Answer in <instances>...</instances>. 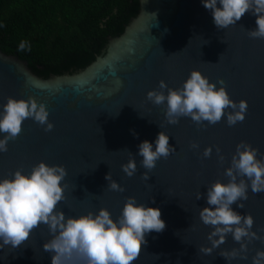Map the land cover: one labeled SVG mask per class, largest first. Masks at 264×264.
I'll return each mask as SVG.
<instances>
[{"label": "water", "instance_id": "water-1", "mask_svg": "<svg viewBox=\"0 0 264 264\" xmlns=\"http://www.w3.org/2000/svg\"><path fill=\"white\" fill-rule=\"evenodd\" d=\"M255 20L246 10L236 25L218 29L201 0H140L138 15L121 35L109 39L95 61L76 73L49 78L0 49V106L10 95L34 96L46 103L54 122L48 132L32 118L22 122L21 132L0 153V178L18 167L30 171L44 160L67 169L62 181L65 199L57 205L66 215L104 206L117 217L128 196L160 207L164 229L146 234L131 264H251L256 250L264 248L258 239L248 243L246 258L228 261L220 254L239 247L231 234L211 254L199 252L210 243L211 226L204 225L198 213L206 204V186L227 180L223 171L239 141L250 142L258 156H264V39L247 35L256 27ZM193 68L212 80L222 77L231 98L247 100L243 121L232 126L223 119L212 125L205 122L206 126L188 117L176 124L166 122L165 105L152 104L146 93L161 79L179 87ZM159 125L169 133L175 151L160 158L145 179L147 170L139 163L137 146L144 139L153 141L162 130ZM191 142L198 147H190ZM208 146L212 153L204 157ZM217 146L225 156L223 164L217 159ZM129 151L137 160L131 177L121 168L132 155ZM108 172L124 186L123 192L107 188ZM236 210L251 213L253 230L264 234V192L249 190L245 207ZM49 238L47 226L39 224L18 247L0 248V264H51V253L43 249Z\"/></svg>", "mask_w": 264, "mask_h": 264}, {"label": "clouds", "instance_id": "clouds-1", "mask_svg": "<svg viewBox=\"0 0 264 264\" xmlns=\"http://www.w3.org/2000/svg\"><path fill=\"white\" fill-rule=\"evenodd\" d=\"M201 4L210 11L218 29L236 25L249 10L256 17V27L247 30L248 37L264 39V0H201ZM28 49L30 45L21 40L17 50ZM116 83L120 86L122 81L117 79ZM146 97L154 105H165L164 116L168 124H176L181 117H188L198 126H206L205 122L216 124L221 119L232 126L244 120L248 109L246 99L236 101L231 98L222 77L212 80L197 68L189 72L179 87H171L165 80H159L158 86L148 90ZM26 118H32L45 132L54 127L45 102L34 96L10 95L0 106V153L8 150L9 140H14L21 132ZM160 128L162 130L153 141L144 139L137 146L136 155L141 157L139 163L147 170L142 174L145 179L160 158L175 151L168 142L169 133ZM190 147L197 148L198 144L191 142ZM216 152L218 161L223 164L225 156L219 146ZM211 153L212 146H208L202 154L209 157ZM257 153L258 149L250 142L239 141L223 171L227 180L217 179L206 186L203 194L206 204L199 208L198 215L204 225L211 226L207 234L210 243L200 246L199 252L211 254L231 234L239 247L220 251L229 261L237 256L246 258L250 241L264 242V234L253 230L251 213L242 214L236 210L245 207L249 190L253 194L264 192V156ZM121 168L128 177L136 173L137 160L133 154ZM66 174L63 164L40 160L30 171L18 167L10 175L0 178V248L6 245L13 249L18 247L33 228L44 224L50 238L43 243V249L51 253V264H131L146 243V234L164 229L160 207L137 202L135 196L126 198L117 217L104 206L78 215H66L57 206L65 199L66 185L62 181ZM105 179L108 189L124 191V186L113 179L110 172L106 173ZM201 195L199 191L196 199ZM251 264H264V248L256 250Z\"/></svg>", "mask_w": 264, "mask_h": 264}, {"label": "trees", "instance_id": "trees-1", "mask_svg": "<svg viewBox=\"0 0 264 264\" xmlns=\"http://www.w3.org/2000/svg\"><path fill=\"white\" fill-rule=\"evenodd\" d=\"M140 11V0H0V49L43 78L76 73ZM21 40L30 49L18 51Z\"/></svg>", "mask_w": 264, "mask_h": 264}]
</instances>
